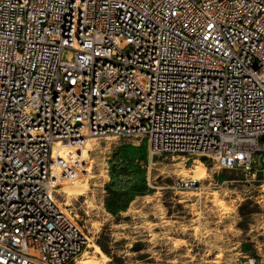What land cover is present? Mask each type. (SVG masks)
<instances>
[{
	"label": "built area",
	"instance_id": "1",
	"mask_svg": "<svg viewBox=\"0 0 264 264\" xmlns=\"http://www.w3.org/2000/svg\"><path fill=\"white\" fill-rule=\"evenodd\" d=\"M134 137L264 172V0H0V264H75L56 190Z\"/></svg>",
	"mask_w": 264,
	"mask_h": 264
},
{
	"label": "rangeland",
	"instance_id": "2",
	"mask_svg": "<svg viewBox=\"0 0 264 264\" xmlns=\"http://www.w3.org/2000/svg\"><path fill=\"white\" fill-rule=\"evenodd\" d=\"M88 157V190L68 201L58 196L88 238L83 251L103 264H264V172L246 176L207 158L150 157L136 137L93 139ZM198 162L205 178L195 190H180Z\"/></svg>",
	"mask_w": 264,
	"mask_h": 264
},
{
	"label": "bare ground",
	"instance_id": "3",
	"mask_svg": "<svg viewBox=\"0 0 264 264\" xmlns=\"http://www.w3.org/2000/svg\"><path fill=\"white\" fill-rule=\"evenodd\" d=\"M93 139H91L89 142H91ZM86 150H89V143L86 146ZM86 152H84V156ZM192 175H191V180L194 181H199L205 178L206 176V166L204 165V163L202 162H198V164L195 166V168L191 171ZM83 182H80L78 179L77 180H73V181H69V182H62L59 185V188L56 190V192L58 193V195H61L62 197H64V200H69L71 197H76V196H82L85 191L88 190V184L87 181L89 178H93L92 176L84 175L83 176ZM191 195L193 196H197L198 193L197 192H191ZM217 200V199H216ZM68 203V202H65ZM218 205H221L220 202L217 201ZM67 205V204H66ZM85 238H86V247L88 246V238L86 237V235L84 234ZM178 242V241H177ZM179 245V243H177ZM85 247V248H86ZM221 259V255H219L216 258V261H214V263H218V261H220ZM106 260L101 259V258H97L94 255H90L88 252L83 251L81 253V255L76 259L75 264H103ZM250 263V262H249ZM252 264V263H251Z\"/></svg>",
	"mask_w": 264,
	"mask_h": 264
},
{
	"label": "trees",
	"instance_id": "4",
	"mask_svg": "<svg viewBox=\"0 0 264 264\" xmlns=\"http://www.w3.org/2000/svg\"><path fill=\"white\" fill-rule=\"evenodd\" d=\"M124 161L121 159V158H119V160H118V165H121L122 163H123ZM102 249H103V247H102Z\"/></svg>",
	"mask_w": 264,
	"mask_h": 264
}]
</instances>
